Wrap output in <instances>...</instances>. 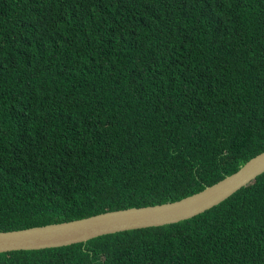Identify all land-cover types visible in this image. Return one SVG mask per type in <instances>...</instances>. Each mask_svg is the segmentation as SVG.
Wrapping results in <instances>:
<instances>
[{"label":"trees","instance_id":"obj_1","mask_svg":"<svg viewBox=\"0 0 264 264\" xmlns=\"http://www.w3.org/2000/svg\"><path fill=\"white\" fill-rule=\"evenodd\" d=\"M263 148L264 0H0V229L174 199ZM0 264H264V169Z\"/></svg>","mask_w":264,"mask_h":264},{"label":"water","instance_id":"obj_2","mask_svg":"<svg viewBox=\"0 0 264 264\" xmlns=\"http://www.w3.org/2000/svg\"><path fill=\"white\" fill-rule=\"evenodd\" d=\"M262 169L264 148L248 156L234 170L174 199L127 205L68 219L0 229V250L53 246L119 229L175 221L218 202Z\"/></svg>","mask_w":264,"mask_h":264}]
</instances>
